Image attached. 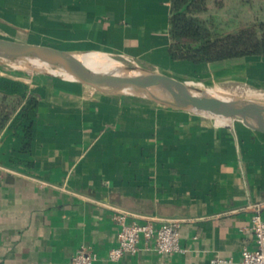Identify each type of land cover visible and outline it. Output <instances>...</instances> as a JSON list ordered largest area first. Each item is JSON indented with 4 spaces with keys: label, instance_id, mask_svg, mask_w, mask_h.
Listing matches in <instances>:
<instances>
[{
    "label": "crops",
    "instance_id": "0c3cea01",
    "mask_svg": "<svg viewBox=\"0 0 264 264\" xmlns=\"http://www.w3.org/2000/svg\"><path fill=\"white\" fill-rule=\"evenodd\" d=\"M209 1V0H208ZM214 2V0H210ZM171 0H0V38L110 56L177 80L199 69L264 87V63L173 61ZM264 59V58H263ZM0 264H237L255 249L251 203L263 204L264 133L141 98L0 63ZM126 222L180 225L183 252L145 248L112 262Z\"/></svg>",
    "mask_w": 264,
    "mask_h": 264
},
{
    "label": "water",
    "instance_id": "95a60500",
    "mask_svg": "<svg viewBox=\"0 0 264 264\" xmlns=\"http://www.w3.org/2000/svg\"><path fill=\"white\" fill-rule=\"evenodd\" d=\"M88 54L91 53L0 38V63L16 69L183 111L241 120L249 128L264 133V102L192 85L110 56L106 60H90Z\"/></svg>",
    "mask_w": 264,
    "mask_h": 264
},
{
    "label": "trees",
    "instance_id": "16d2710c",
    "mask_svg": "<svg viewBox=\"0 0 264 264\" xmlns=\"http://www.w3.org/2000/svg\"><path fill=\"white\" fill-rule=\"evenodd\" d=\"M253 1L239 6L250 9ZM237 7V6H236ZM225 0H171L169 54L173 61L209 64L242 58H264V19L241 17ZM224 11V17L220 15Z\"/></svg>",
    "mask_w": 264,
    "mask_h": 264
},
{
    "label": "built area",
    "instance_id": "2783aa9c",
    "mask_svg": "<svg viewBox=\"0 0 264 264\" xmlns=\"http://www.w3.org/2000/svg\"><path fill=\"white\" fill-rule=\"evenodd\" d=\"M10 169L0 165V187L5 174ZM263 204L251 203L245 209L250 211L251 222L248 231L253 235L256 247L253 250L244 248L241 252V259L237 264H264V220L261 211ZM125 213H117L113 219L120 227L117 244L107 255V259L112 262L121 260L125 255H136L140 251V244L143 242L145 248L155 253L172 257L183 252L180 246V225L178 223L165 222L159 227H155L151 222L127 223ZM98 260L97 254L85 245H81L74 257L68 264H95ZM224 264H232V260H216Z\"/></svg>",
    "mask_w": 264,
    "mask_h": 264
},
{
    "label": "rangeland",
    "instance_id": "374dc122",
    "mask_svg": "<svg viewBox=\"0 0 264 264\" xmlns=\"http://www.w3.org/2000/svg\"><path fill=\"white\" fill-rule=\"evenodd\" d=\"M225 1L227 2L230 8L231 7L235 8L237 6L236 9L237 10L239 9L241 11L240 15L245 20L251 19L253 14L259 16L260 19H264V2L253 1L254 8L251 7L250 9H248V7L242 8V6H239V3H242L241 2L242 0H225ZM208 2H209V6L212 7L214 2L210 0ZM219 13L222 17L225 16L224 11H220ZM247 60H248L247 62L252 67L264 63L263 58H249ZM234 74L235 72L229 74V71L227 70L226 71H222L220 69L212 70L209 68V70L207 71V69H199L193 72L191 76L188 77V80L195 81L197 85L201 87L211 88L230 94H235L239 97H243L253 101L264 102V97H263L264 95H262L264 94L263 86L257 85L249 80H244L243 77H238ZM250 93H252L253 95H251Z\"/></svg>",
    "mask_w": 264,
    "mask_h": 264
},
{
    "label": "bare ground",
    "instance_id": "6f19581e",
    "mask_svg": "<svg viewBox=\"0 0 264 264\" xmlns=\"http://www.w3.org/2000/svg\"><path fill=\"white\" fill-rule=\"evenodd\" d=\"M87 59H90V60H94V61H101V60H106L107 59V56L105 55H101V54H95V53H91V54H88L86 55ZM247 91V90H246ZM229 92V91H228ZM251 92V91H250ZM255 92V91H254ZM244 93V92H243ZM257 93V92H256ZM251 95H253L252 93H250ZM248 95V93H247ZM255 95V93H254ZM257 95V94H256ZM264 95V94H262ZM255 97V96H253ZM258 97V96H257ZM260 97V96H259ZM262 97V96H261ZM264 97V96H263ZM263 102V101H262ZM225 119H229L227 117H225Z\"/></svg>",
    "mask_w": 264,
    "mask_h": 264
}]
</instances>
